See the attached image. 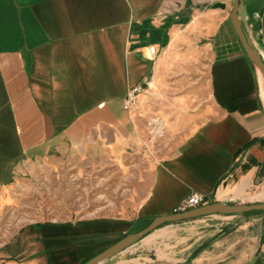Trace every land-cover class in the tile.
<instances>
[{
    "label": "crops",
    "instance_id": "1",
    "mask_svg": "<svg viewBox=\"0 0 264 264\" xmlns=\"http://www.w3.org/2000/svg\"><path fill=\"white\" fill-rule=\"evenodd\" d=\"M232 3L0 0V264H83L192 192L264 203V77ZM256 28L264 58V13ZM63 150L110 158L132 209L7 223L23 175ZM202 217L223 221L204 248H240L229 264H264V211ZM142 245L105 264H228L138 257Z\"/></svg>",
    "mask_w": 264,
    "mask_h": 264
},
{
    "label": "rangeland",
    "instance_id": "2",
    "mask_svg": "<svg viewBox=\"0 0 264 264\" xmlns=\"http://www.w3.org/2000/svg\"><path fill=\"white\" fill-rule=\"evenodd\" d=\"M58 156L23 175L13 191V204L7 208V223L77 220L132 209L124 204L126 178L111 167L110 158L86 160L70 150ZM222 228L223 221L208 217L168 223L137 241L144 248L135 252L139 257L143 251L153 259L191 261L215 256L220 262H236L240 248H204Z\"/></svg>",
    "mask_w": 264,
    "mask_h": 264
},
{
    "label": "water",
    "instance_id": "3",
    "mask_svg": "<svg viewBox=\"0 0 264 264\" xmlns=\"http://www.w3.org/2000/svg\"><path fill=\"white\" fill-rule=\"evenodd\" d=\"M216 7H225L223 2H216ZM264 13V0H233L230 19L252 66L264 77V58L260 51L262 40L256 26ZM264 211V203L232 204L211 202L202 206L166 215L157 216L140 230L129 233L111 247L92 257L83 264H105L121 258H128L125 250L152 231L168 223L182 222L212 214H248Z\"/></svg>",
    "mask_w": 264,
    "mask_h": 264
},
{
    "label": "built area",
    "instance_id": "4",
    "mask_svg": "<svg viewBox=\"0 0 264 264\" xmlns=\"http://www.w3.org/2000/svg\"><path fill=\"white\" fill-rule=\"evenodd\" d=\"M152 52L155 53V48H151ZM142 90V86H135L130 90L125 98L124 106L126 109L132 108L137 101V95ZM209 201L208 196L201 192H192L189 196L184 198L175 208L174 212L187 211L204 204Z\"/></svg>",
    "mask_w": 264,
    "mask_h": 264
},
{
    "label": "trees",
    "instance_id": "5",
    "mask_svg": "<svg viewBox=\"0 0 264 264\" xmlns=\"http://www.w3.org/2000/svg\"><path fill=\"white\" fill-rule=\"evenodd\" d=\"M251 213H252V212H251ZM149 223H150V221H148L146 224H144V225L142 226V228L145 227V226H147ZM140 229H141V228H140Z\"/></svg>",
    "mask_w": 264,
    "mask_h": 264
}]
</instances>
